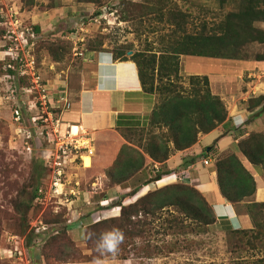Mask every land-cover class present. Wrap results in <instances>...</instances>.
Returning a JSON list of instances; mask_svg holds the SVG:
<instances>
[{"label":"rangeland","instance_id":"obj_1","mask_svg":"<svg viewBox=\"0 0 264 264\" xmlns=\"http://www.w3.org/2000/svg\"><path fill=\"white\" fill-rule=\"evenodd\" d=\"M238 7L239 0H0V264H264V229L260 237H254L258 232L255 220L264 223V208L256 213L252 195L231 202L237 213L249 216L250 228H233L229 220L217 221L202 192L215 217L208 225L199 224L179 206L157 208L146 199L122 213L117 205L119 197L135 187L141 191L133 200L124 201L125 205L168 184L196 188L179 173L184 168L163 170L159 165L166 160L155 161L145 153L153 135L168 143L170 155L174 153L171 131L162 123L119 128L117 133L125 141L119 138L121 145L117 144L116 151L113 148L108 166L97 163L102 162L103 152L110 151L105 152V145L96 137L93 154L84 153L90 165H84L83 157V165L79 160L68 164L60 176L63 185L55 187L54 158H48L55 154V140L48 142L46 122L39 120L37 125L30 119L36 100L21 90L29 84L15 72L21 68L15 64V76H8L6 68L8 62L14 63L9 53L19 51L26 59L34 58L36 70L46 82L44 79H51L55 71L77 70L82 53L109 52L114 56L121 52V58L134 62L137 68L139 62L146 87L154 88L156 105L171 94L195 96L206 86L201 75L180 74L181 56L187 54H179L175 60L165 51L189 35H214L220 28L226 31L227 15ZM251 46L240 54L253 55L257 48ZM220 49L226 55V46ZM123 65L133 67L131 63ZM260 96L250 97L249 106H262ZM222 100L226 106V99ZM14 108L22 112L31 137L20 136L12 117ZM40 127L44 129L42 135L36 132ZM224 128L226 134V124ZM255 132L263 133L252 130L249 134ZM203 134L201 131L198 137ZM240 143L234 150L219 152L213 140L201 153L208 147L215 166L219 159L240 150ZM131 149L145 153L146 165L127 180L113 184L110 169L126 159ZM91 157L97 163L92 167ZM79 166L90 168L79 171ZM147 166L148 172L144 170ZM259 166L264 172V165ZM158 170L178 174L145 185ZM120 186L126 190L123 194L110 190ZM82 191H92L90 201L82 198ZM112 195L115 198L110 200ZM102 200L106 201L101 204ZM113 230L121 236L115 249H98L101 234Z\"/></svg>","mask_w":264,"mask_h":264},{"label":"crops","instance_id":"obj_2","mask_svg":"<svg viewBox=\"0 0 264 264\" xmlns=\"http://www.w3.org/2000/svg\"><path fill=\"white\" fill-rule=\"evenodd\" d=\"M260 26L264 29V23ZM254 44L259 49L260 45ZM81 55L83 59L77 70L55 71L51 79L44 80L47 83L52 106L62 107L66 102L68 103L67 108H59L61 128L70 126L71 131L73 125L78 127V131L82 128L93 140L94 146L97 137L98 142L105 145L104 151H110L109 153L103 152L100 158L102 162L97 163L108 166V157L113 155L112 153H115L114 151L119 147L117 146L119 138L123 140L117 130L125 127L146 126L157 100L153 93L144 91L138 68L134 62L115 59L109 52H88ZM181 58L180 74L184 72L185 75H206L211 92L226 99L228 117L225 122L210 132L199 136L190 147L175 150L159 166L163 170H171L178 167L184 158L194 157L195 160L187 164L186 169L184 167L179 173H184L183 177L193 181L195 187L203 193L211 204L217 221L229 220L233 228L238 226L250 228L252 223L249 216L237 213L235 204L220 194L213 159L208 154L209 148L207 147V150L202 153L201 151L213 140H216L219 152L225 148L234 150V146L237 147L241 140L247 138L250 131L264 132V108L262 109V106L250 107L248 102L250 97L264 95V60L251 57L229 59L194 55H182ZM126 63L133 64V67L123 65ZM230 98L233 101H229ZM225 124L226 134L223 133ZM234 152L256 182V191L252 195L253 200L264 201V172L260 169L261 167L259 164L251 163L240 150ZM85 154L82 153L84 165L89 166L90 158ZM82 157L79 158L80 165L83 161ZM204 159H209V163L204 164ZM92 160L91 157L90 167L97 164ZM90 167L80 168L79 166L78 168L79 171H86ZM148 168L150 167L147 166L144 170L148 172ZM176 174L178 173L172 171L163 176L172 175L175 178ZM172 180L174 179L168 183ZM148 187L143 186V188ZM110 190L116 191L114 194L117 195L118 190H121V193L126 192L121 186L110 188ZM91 194L92 191H82V198L90 201ZM117 195L114 196L117 197ZM108 198L111 200L115 197L112 195ZM104 201L102 200L101 204Z\"/></svg>","mask_w":264,"mask_h":264},{"label":"trees","instance_id":"obj_3","mask_svg":"<svg viewBox=\"0 0 264 264\" xmlns=\"http://www.w3.org/2000/svg\"><path fill=\"white\" fill-rule=\"evenodd\" d=\"M226 19V31L220 28L219 33L214 35H189L179 41L171 51L165 52H169V56L175 60L178 59L179 54L229 59L251 57L256 60H264V29L260 26L261 23H264V0H239L238 10L229 13ZM36 30H39V28L36 27ZM254 43H258L260 47L254 51L253 55L250 52H246L244 55L240 54L242 49L246 51V47ZM225 46L226 55L220 53L222 52L220 48H225ZM229 50L231 51L230 54L227 53ZM120 54L121 52H118L113 57L125 60L121 58ZM132 57L135 59L137 55L133 54ZM136 62L144 91L153 93V86L146 87L145 75L139 62ZM192 77L198 78L199 75H192ZM201 77L206 86L203 93H197L195 96H184L179 93L167 95L154 106L149 115L148 123L151 125L162 123L171 131L174 144L172 148L175 150L190 147L198 140L201 131L208 133L227 119L228 110L222 98L211 92L208 77L206 75H201ZM165 90L170 91L168 88ZM260 99H264V95L260 96ZM125 128L132 129L134 127ZM240 142V145L243 143L240 148L241 152L251 163L264 165V132L249 134L247 138ZM131 150L133 154L129 153L126 159L116 163L115 167L111 168L112 170L110 169L109 176L113 184H120L142 169L147 163L145 153L155 161L167 160L171 153V147L168 146V143L156 135H153L152 142L145 149V153L135 149ZM194 160V157L184 158L178 168H184ZM215 171L218 188L222 196L230 202H239L244 197L253 195L256 191V182L253 175L245 168L235 152L219 159L215 163ZM163 175L165 173L158 170L154 177L145 181V185L160 180L164 177ZM139 190V187H135L119 197L117 205L120 206L122 213L127 207L133 208L139 201L146 199L149 205H155L157 208L179 206L181 210L186 212L188 216L190 215L192 219L197 220L199 224L208 225L215 222L209 203L202 193L192 186L168 184L154 191L144 193L145 195L135 202L125 205L124 201H128L129 198L132 199ZM34 196L37 197L36 194ZM252 206L259 214L261 209L264 208V202L260 204L255 202ZM262 218L264 220V214ZM253 219L255 220V218ZM255 227V229H258L254 236L256 239L261 236L264 223L259 224L255 220ZM251 230L253 232L254 229Z\"/></svg>","mask_w":264,"mask_h":264},{"label":"built area","instance_id":"obj_4","mask_svg":"<svg viewBox=\"0 0 264 264\" xmlns=\"http://www.w3.org/2000/svg\"><path fill=\"white\" fill-rule=\"evenodd\" d=\"M9 56L10 58L12 56L11 60H13L14 63H7L6 68L8 76H15V73L13 72L15 71V64L17 63L16 67H20L21 70L18 69V71L16 70L15 72H19L20 77L26 78L29 83L28 85L21 87V90H26L28 96L32 97V100H36L33 102V106L35 107L34 115H32L30 119L33 123L37 122V125L39 120L44 123L46 122L44 126L47 127V129H50L49 131H46V133L50 135L48 142L51 143L55 140V144L57 145L55 148V154L48 155V158H54L53 185L55 187H57L58 184L63 185L60 181V176L64 173V168L68 164L79 160V158L82 157V153L92 155L94 152L93 140L82 128H80L75 135H72L70 126L64 130L61 128L59 108H67L68 103L66 102L62 107L52 106L50 103V95L48 94L47 83L43 81L40 73L36 70L37 66L34 58L26 59V57L24 58L20 55L19 51L9 53ZM21 80L24 79L22 78ZM41 113L45 115H41ZM12 117L14 122L19 125V133L22 134L20 136H25V138L31 137L29 130L23 124L25 121L22 112L18 108L12 110ZM42 128L43 127H40L36 130L37 134H43L44 129ZM43 158H46V156H43ZM203 162L204 164H208L209 159H204Z\"/></svg>","mask_w":264,"mask_h":264},{"label":"clouds","instance_id":"obj_5","mask_svg":"<svg viewBox=\"0 0 264 264\" xmlns=\"http://www.w3.org/2000/svg\"><path fill=\"white\" fill-rule=\"evenodd\" d=\"M120 239L121 236L117 230L102 233L100 241L97 244V248L112 252L115 249L116 245L119 243Z\"/></svg>","mask_w":264,"mask_h":264},{"label":"bare ground","instance_id":"obj_6","mask_svg":"<svg viewBox=\"0 0 264 264\" xmlns=\"http://www.w3.org/2000/svg\"><path fill=\"white\" fill-rule=\"evenodd\" d=\"M72 135H75L76 133H78V127H76L75 125L72 126V131H71ZM87 165V164H86ZM163 181V180H162Z\"/></svg>","mask_w":264,"mask_h":264}]
</instances>
